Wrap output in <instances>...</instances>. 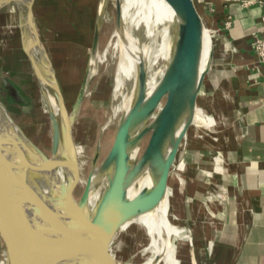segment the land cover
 Here are the masks:
<instances>
[{"label":"water","instance_id":"95a60500","mask_svg":"<svg viewBox=\"0 0 264 264\" xmlns=\"http://www.w3.org/2000/svg\"><path fill=\"white\" fill-rule=\"evenodd\" d=\"M34 1L0 0V9L9 4L17 8L20 32V20L24 22L28 49L23 48L44 100L46 89L39 73L41 55L51 69L57 102L65 116L64 150L60 148L57 119L47 102L52 129L49 155L30 139L0 99V249L3 264H128L130 259L121 261L115 252L121 228L152 210L166 195L169 176L180 145L193 123L197 95L213 59L211 50L205 67L200 68L203 32L207 26L193 0H165L175 15L173 25L179 31L181 60L177 65L165 63L149 95L146 94L147 66L143 60L139 62L134 99L127 112L120 116L112 143L102 159L100 145L96 143L84 187L78 195L76 188L81 170L72 128L95 75L89 71L93 66L92 57L98 54L108 0L98 1L88 61L70 110L39 32ZM121 26V3L115 0V30H121ZM0 82L11 98L25 101L6 76H2ZM146 135L148 139L141 154L132 158L133 150L136 147L139 150ZM167 138L169 147L164 151L162 145ZM59 155L73 169L68 181L57 177L54 171L53 164H57ZM94 169L99 174L96 185L100 188L104 182L99 202L107 201L105 210L89 202L90 176ZM145 171L150 173V185L143 186L130 198L129 180ZM185 230L190 240L191 263L196 264L191 230L189 227Z\"/></svg>","mask_w":264,"mask_h":264},{"label":"crops","instance_id":"0c3cea01","mask_svg":"<svg viewBox=\"0 0 264 264\" xmlns=\"http://www.w3.org/2000/svg\"><path fill=\"white\" fill-rule=\"evenodd\" d=\"M91 1H34L50 58L43 29L58 40L65 27L75 33L92 29L93 35ZM193 1L204 24L216 30L197 105L220 123L209 134L195 122L189 127L168 179V204L174 222L191 230L196 264H264V63L251 47L264 27V0Z\"/></svg>","mask_w":264,"mask_h":264},{"label":"rangeland","instance_id":"374dc122","mask_svg":"<svg viewBox=\"0 0 264 264\" xmlns=\"http://www.w3.org/2000/svg\"><path fill=\"white\" fill-rule=\"evenodd\" d=\"M57 1L59 2V0ZM98 1L92 0L89 4L90 8L87 5V9L89 11H93L94 8L96 9ZM56 8L59 9L57 6ZM114 31L115 0H108L105 19L102 23L99 36V53L97 55L100 60L97 63L98 72L96 71L91 80L72 128L74 130L75 145L80 150L78 161L81 170V180L76 188L78 195L84 187L96 143L98 142L100 145V159H102L112 143L117 122L126 107L130 104L134 93L135 76L126 79L123 87L117 90V92L114 90L115 72L118 64V44L115 41ZM205 31L208 47L207 56H209L211 50L213 52V39L209 33V29ZM43 34L50 42V47L53 50L52 65L66 107L70 110L88 61L92 29H88L84 33H75L73 29L65 27L60 40L57 39V35H49V32L45 29H43ZM135 37L143 47H149L152 52L157 51V38L148 41L143 26H139L135 30ZM83 41L85 43L84 47L81 46V42ZM20 44L17 8L13 4H9L0 9V80L2 76H6L12 80L20 89L21 96L23 95L22 97L26 101V104L24 107H21L22 104L10 98L6 90L1 87V82L0 99L5 102L13 119L21 125L30 139L49 155L51 152V124L48 118V106L42 97L29 59L26 57ZM165 63L166 59L158 55L156 63L148 70V76L152 78L154 75L155 79H158L159 73H162L164 70ZM197 111L198 121L197 123L193 122L204 128L203 130H206L207 134L215 131L216 127L219 126V120L205 111L203 114L199 110ZM147 139L148 135L142 139L137 156L141 154ZM103 185L104 182H102L99 192L102 190ZM166 203L168 206V202ZM166 210H168L166 212L169 219L174 223L170 206ZM127 230L122 234L121 238L124 247L121 246L119 249L117 245L115 252L121 261L130 259L128 264H139L145 259L147 253L143 252V245H137L132 241L130 238V228ZM210 240L209 238L208 242ZM175 241L177 242V239ZM177 258L178 261H181L179 264H190L187 242L185 245H178ZM0 264H3L1 249Z\"/></svg>","mask_w":264,"mask_h":264},{"label":"bare ground","instance_id":"6f19581e","mask_svg":"<svg viewBox=\"0 0 264 264\" xmlns=\"http://www.w3.org/2000/svg\"><path fill=\"white\" fill-rule=\"evenodd\" d=\"M121 3V30L114 31L115 41L118 44V64L115 72V91L123 87L124 81L130 77H136L138 64L142 60L147 66V70L154 66L157 60V56L160 55L166 59V63L172 62L173 65H177L180 62L179 52H178V42H179V31L173 25L175 20V15L172 8L166 3L165 0H119ZM106 14V12H105ZM105 19V15H104ZM111 19V18H110ZM21 29L20 32V45L24 51L23 46L27 48L28 36L24 29V22L20 20ZM143 26L145 31L146 39L151 41V39L157 38L158 48L157 51L152 52L149 47H143L140 45L138 39L135 37V30ZM208 29V27H207ZM145 39V40H146ZM145 43V42H144ZM99 49V48H98ZM99 51V50H98ZM207 37L206 31L203 32L202 39V52H201V63L200 68L203 69L208 60L207 57ZM99 53V52H98ZM28 58L27 54L25 53ZM39 73L45 87L46 99L48 106L52 110L55 118L58 122V136L60 140V148L62 150L64 147L63 136H64V124L65 116L57 102V90L53 83L52 72L47 64V61L43 55L40 56ZM207 58V60H206ZM100 58L97 54L92 57L91 67L89 73L95 74L97 71V63ZM206 61V62H205ZM55 72V70H54ZM98 72V71H97ZM154 72V71H153ZM159 73V77L161 76ZM156 75V74H155ZM112 77V76H111ZM158 79H155L154 75L147 78V91L146 94L149 95L156 85ZM112 84V83H111ZM128 90V89H127ZM132 91V90H131ZM134 99L135 87L133 91ZM122 105V104H121ZM130 104L126 107L124 113L127 112ZM69 110V109H68ZM42 111V110H41ZM109 112V111H108ZM198 111L195 109L193 115V121L197 123ZM49 118V116H48ZM50 121V118H49ZM51 124V121H50ZM76 125V124H75ZM77 128V127H76ZM107 129V128H106ZM51 130V146H52V129ZM105 130V129H104ZM74 131V130H73ZM76 131V130H75ZM48 139V138H47ZM169 139H165L163 142V150L166 151L169 147ZM138 147H136L131 156L132 158L138 153ZM77 155L80 154L79 148L76 147ZM59 161L54 166V171L57 177L60 179L67 180L71 176L70 164L63 162L64 158L59 155ZM81 160V159H80ZM66 161V158H65ZM84 164V163H83ZM177 164V163H176ZM110 173V171H109ZM112 174V169L110 176ZM99 174L96 169H94L90 176V191H89V202L91 204H96L99 209L105 210L107 206V201L99 202V186H97V179ZM86 180V178H85ZM151 183V176L148 171H145L141 175H137L129 180L128 194L132 198L136 195L140 188L143 186H149ZM166 197L169 195V190L166 192ZM167 200L165 196L163 199L150 211L145 212L134 220L129 222V224L122 226L121 236L118 242V248L120 249L122 245V234L130 228V238L137 245H143V252L147 253L145 259L139 264H179L177 258V247L178 245H185L189 240L188 233L185 232L184 228L178 227L175 223H172L169 219L167 212ZM166 208V209H165ZM172 219V218H171ZM128 231V230H127ZM212 238V237H211ZM177 239V242L175 241ZM179 239V240H178ZM185 241V242H184ZM178 243V244H177ZM209 246L212 244V240L208 243ZM188 245V244H187ZM124 247V246H123ZM126 248V247H125ZM183 249V248H182Z\"/></svg>","mask_w":264,"mask_h":264},{"label":"built area","instance_id":"2783aa9c","mask_svg":"<svg viewBox=\"0 0 264 264\" xmlns=\"http://www.w3.org/2000/svg\"><path fill=\"white\" fill-rule=\"evenodd\" d=\"M250 2H253L251 0H244L243 1V4H248ZM262 19L264 20V15L262 16ZM231 24V21L230 19H225L223 21V27L224 28H228ZM209 33L213 39V37L215 36L216 34V30L215 29H212V28H209ZM251 47H252V50L253 52L255 53L256 55V58L257 60L260 62V63H264V27L259 31V33H256L252 39V42H251ZM197 110H199L202 114L204 112V110L201 108V107H197ZM207 133V131H206ZM214 159L217 161V162H222V159L221 157L219 156H214ZM178 165L182 166V164L180 162H178ZM174 170V169H173ZM179 176V175H178Z\"/></svg>","mask_w":264,"mask_h":264},{"label":"flooded vegetation","instance_id":"af4514ba","mask_svg":"<svg viewBox=\"0 0 264 264\" xmlns=\"http://www.w3.org/2000/svg\"><path fill=\"white\" fill-rule=\"evenodd\" d=\"M9 96V95H8ZM10 97V96H9ZM11 98V97H10ZM13 99V98H12ZM20 104H22L21 105V107H24L25 106V104H26V101H24V102H19Z\"/></svg>","mask_w":264,"mask_h":264},{"label":"trees","instance_id":"16d2710c","mask_svg":"<svg viewBox=\"0 0 264 264\" xmlns=\"http://www.w3.org/2000/svg\"><path fill=\"white\" fill-rule=\"evenodd\" d=\"M91 44V43H90Z\"/></svg>","mask_w":264,"mask_h":264}]
</instances>
